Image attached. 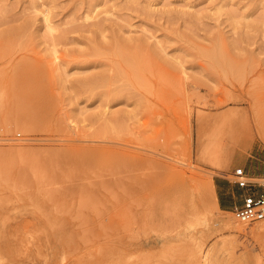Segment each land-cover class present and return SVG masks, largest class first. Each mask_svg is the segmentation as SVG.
<instances>
[{"label": "rangeland", "instance_id": "1", "mask_svg": "<svg viewBox=\"0 0 264 264\" xmlns=\"http://www.w3.org/2000/svg\"><path fill=\"white\" fill-rule=\"evenodd\" d=\"M0 128V264H264V0H0Z\"/></svg>", "mask_w": 264, "mask_h": 264}, {"label": "built area", "instance_id": "2", "mask_svg": "<svg viewBox=\"0 0 264 264\" xmlns=\"http://www.w3.org/2000/svg\"><path fill=\"white\" fill-rule=\"evenodd\" d=\"M6 139L0 128V141ZM233 175V182L244 191L233 208L235 218L243 224L264 222V170L261 174H251L244 167H237Z\"/></svg>", "mask_w": 264, "mask_h": 264}, {"label": "crops", "instance_id": "3", "mask_svg": "<svg viewBox=\"0 0 264 264\" xmlns=\"http://www.w3.org/2000/svg\"><path fill=\"white\" fill-rule=\"evenodd\" d=\"M255 174H261V172H255ZM219 188H220V185H219ZM221 189V188H220ZM240 192V191H239ZM244 194V191L240 193V198H239V201L241 200L242 196ZM219 201L220 203H222L223 205H225L226 207H231V199H230V196L229 195H226L224 192H221L220 196H219ZM237 202V203H238Z\"/></svg>", "mask_w": 264, "mask_h": 264}]
</instances>
